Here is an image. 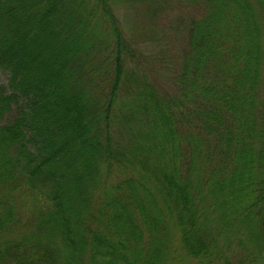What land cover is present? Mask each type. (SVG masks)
<instances>
[{"label":"trees","instance_id":"obj_1","mask_svg":"<svg viewBox=\"0 0 264 264\" xmlns=\"http://www.w3.org/2000/svg\"><path fill=\"white\" fill-rule=\"evenodd\" d=\"M0 72V264H264V0H0Z\"/></svg>","mask_w":264,"mask_h":264},{"label":"rangeland","instance_id":"obj_2","mask_svg":"<svg viewBox=\"0 0 264 264\" xmlns=\"http://www.w3.org/2000/svg\"><path fill=\"white\" fill-rule=\"evenodd\" d=\"M122 12H121V14L122 15H125V18H126L127 22H130L131 18H134L133 17V13H131L130 11H128L126 13H122ZM135 18H136V20H138V23L136 22ZM135 18H134V21H131L130 22V26H131V28L133 30H136V29L139 30L140 28H142V25H143L142 23H144V25H145V23L147 22V19L146 18H143V16L140 14V12L136 14V17ZM139 31H141V30H139ZM169 41H170V43L173 42V41H175V39L173 37V34H170L169 35ZM172 46L174 48L175 47V44H173ZM7 79H8L7 75H5L4 73L0 72V85H7ZM13 116H14V112H12L9 115V118L8 119L12 118Z\"/></svg>","mask_w":264,"mask_h":264}]
</instances>
